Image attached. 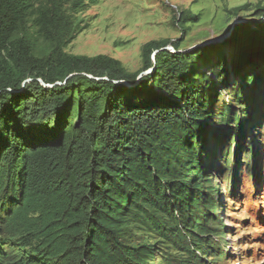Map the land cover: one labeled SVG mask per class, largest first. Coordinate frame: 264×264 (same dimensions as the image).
<instances>
[{
  "label": "trees",
  "instance_id": "obj_1",
  "mask_svg": "<svg viewBox=\"0 0 264 264\" xmlns=\"http://www.w3.org/2000/svg\"><path fill=\"white\" fill-rule=\"evenodd\" d=\"M84 4L0 0V264H150L164 241L178 251L164 264H208L219 209L202 162L207 114L176 101L190 55L158 50L177 40L143 46L161 93L111 56L67 53ZM29 19L51 43L42 56L14 37Z\"/></svg>",
  "mask_w": 264,
  "mask_h": 264
},
{
  "label": "rangeland",
  "instance_id": "obj_2",
  "mask_svg": "<svg viewBox=\"0 0 264 264\" xmlns=\"http://www.w3.org/2000/svg\"><path fill=\"white\" fill-rule=\"evenodd\" d=\"M71 12L78 31L64 50L71 54H105L120 61L127 72H140L143 46L150 41L177 40L178 49L225 33L234 19L242 20L234 34L209 47L189 53L180 107L204 109L205 144L202 162L211 170L209 185L216 187L218 209L209 226L218 229L217 247L208 252V264H264V0H83ZM184 15L194 18L182 20ZM16 32L26 36L36 56L51 43L31 26ZM168 51L175 52L174 47ZM147 84L161 93L154 64ZM126 86H130L131 84ZM229 148V161L224 151ZM206 186V185H205ZM144 241L159 239L155 234ZM218 240V241H217ZM150 264H164L165 253L178 255L166 242H158ZM212 255V256H211Z\"/></svg>",
  "mask_w": 264,
  "mask_h": 264
},
{
  "label": "water",
  "instance_id": "obj_3",
  "mask_svg": "<svg viewBox=\"0 0 264 264\" xmlns=\"http://www.w3.org/2000/svg\"><path fill=\"white\" fill-rule=\"evenodd\" d=\"M240 23H242V20L234 19V20L231 22L230 27L228 28V30H227L225 33H223V34L220 35V36H216V37H214V38L208 39V40H206V41H204V42H201V43H199V44L193 45L192 47H193V48H196L197 46H198V47H209V46H212V45H215V44H219V43H221V42L225 41L227 38H229L230 36H232V35L234 34V31L236 30V27H238V25H239ZM167 44H168V43H167ZM167 44H166V45H167ZM166 45L163 46V47H160L158 50H168V49H169V46L166 47ZM170 45H171V43H170ZM170 47H173V46L171 45ZM192 47H190V48H188V49H176L175 52H184V53H185V52L191 50ZM156 52H157V49L154 50V51L152 52V54H151V60H152V61L154 60V54H155ZM152 68H153V67H148V68H146V69H144V70H141V71L136 75V81H138L142 75H145L146 73H148L149 71H151ZM113 82H114V83H118V82H120V83L127 84V85L130 84V82L126 81L125 79H119V80H115V81H113Z\"/></svg>",
  "mask_w": 264,
  "mask_h": 264
}]
</instances>
